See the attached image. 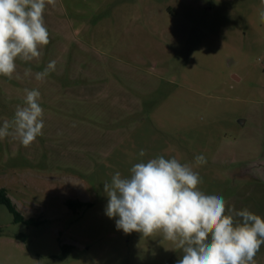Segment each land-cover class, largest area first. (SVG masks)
<instances>
[{
    "label": "rangeland",
    "instance_id": "obj_1",
    "mask_svg": "<svg viewBox=\"0 0 264 264\" xmlns=\"http://www.w3.org/2000/svg\"><path fill=\"white\" fill-rule=\"evenodd\" d=\"M261 10L264 0L48 4L43 56L17 60L20 79L0 76V124L26 87L39 89L44 109L31 146L0 140V189L41 222L14 223L0 205V264H176L182 253L161 233L125 234L105 213L104 182L160 155L191 163L203 192L264 219ZM52 60L45 81L23 76ZM254 259L264 264V245Z\"/></svg>",
    "mask_w": 264,
    "mask_h": 264
},
{
    "label": "clouds",
    "instance_id": "obj_2",
    "mask_svg": "<svg viewBox=\"0 0 264 264\" xmlns=\"http://www.w3.org/2000/svg\"><path fill=\"white\" fill-rule=\"evenodd\" d=\"M55 0H0V76L20 79L17 60L30 63L43 56L50 42L44 13ZM264 22V10L259 12ZM56 70L50 61L42 71L26 67L24 77L43 82ZM23 104L0 124V140L12 138L27 148L43 135L44 109L38 88L23 89ZM139 157L146 152L141 149ZM195 165L207 163L203 154ZM193 165L163 155L135 163L127 176L116 171L104 182L105 213L125 234L150 237L161 233L182 253L176 264H256L264 245V219L247 208L227 206L222 195H209Z\"/></svg>",
    "mask_w": 264,
    "mask_h": 264
},
{
    "label": "trees",
    "instance_id": "obj_3",
    "mask_svg": "<svg viewBox=\"0 0 264 264\" xmlns=\"http://www.w3.org/2000/svg\"><path fill=\"white\" fill-rule=\"evenodd\" d=\"M0 205H3L7 211L12 215L14 223H23L26 226H38L41 224L39 221H35L32 218L24 219L16 210L15 206L11 203V201L6 197V193L4 189H0ZM65 205L72 209L74 206L82 207L85 204L81 202L75 201H66ZM65 247L62 245V248Z\"/></svg>",
    "mask_w": 264,
    "mask_h": 264
}]
</instances>
